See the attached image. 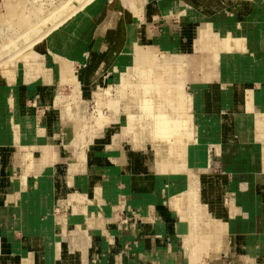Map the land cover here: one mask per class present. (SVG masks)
<instances>
[{
    "label": "crops",
    "instance_id": "0c3cea01",
    "mask_svg": "<svg viewBox=\"0 0 264 264\" xmlns=\"http://www.w3.org/2000/svg\"><path fill=\"white\" fill-rule=\"evenodd\" d=\"M177 1L169 6L155 3L152 11L162 15L174 12ZM225 1L236 2L234 5L239 6L241 18L246 20L250 0ZM260 2L263 4V0ZM125 3L128 10L118 5L120 10L114 13L118 16L119 11H126L118 25L121 30L118 34L124 36L123 45L127 48L123 52H129L131 59L136 60L141 50H149L153 56V69L155 73L159 71L157 79L164 85L178 84L188 93L194 130L197 140L204 144L201 147L208 163L199 165L201 167L194 172L185 168H178L173 173L163 170L161 159L157 158L146 132L129 125V117L139 114L140 99L137 96L121 95L118 100L110 97L112 112L111 116L106 114L107 121L96 126L93 124L95 118L88 129L81 127L74 135L66 127L67 117L60 109L61 119L51 111L48 117L42 116L40 120L35 112L30 114L28 110L27 115L17 117L18 126L14 123L13 110L10 155L5 158L0 152V167L4 168L2 173L9 180L6 189L0 191V264H85L83 258L88 256L89 250L99 257L100 264H264V78L248 87L234 65V53L227 47L228 39L234 37L239 42L238 54L248 51L253 59L263 64L264 32L248 35L256 27L238 22L242 25V33H234L233 27L225 28L219 24L222 17L218 16L219 23L213 17L207 23L192 25L193 53L186 60L176 47L165 51L158 45H144L141 38L147 32L140 24L145 1ZM197 4L195 2V6ZM136 6L141 9L140 16L135 14ZM229 6L232 7L224 6V14L228 17ZM203 7L194 8L208 13ZM186 12L182 10L176 14L181 16ZM237 19L232 17L231 21L237 22ZM257 20L264 27L263 13L257 15ZM214 24L218 28L212 27ZM185 29L175 34L165 31L164 36L168 32L170 39H177L171 41L178 44L187 38L186 34L181 37ZM104 35L100 34L102 46L99 50L94 49V54L110 43L111 38L105 35L106 41ZM163 37L158 36L159 39ZM112 49L117 50V54L122 52L116 47ZM113 55L116 53L110 54ZM121 58L118 55L115 59L119 69ZM100 60L99 68H102ZM236 60L237 63L248 62L243 56ZM25 69L31 78L38 76L30 68ZM86 69L81 71L84 80L88 75ZM59 75L57 64V74L54 72L53 76L57 79L54 83L60 86ZM40 80L44 82L43 78ZM99 80L98 77L94 82ZM189 82L193 87L191 92L186 90ZM15 83L16 79L7 85ZM120 89L121 85L117 91ZM171 90L166 91L167 95L172 93ZM165 98L161 102L168 110ZM119 101L125 109L118 105ZM9 114L11 110L6 119ZM27 116H32L33 124H28ZM78 118L82 120L79 115ZM97 119L98 122L104 120L98 116ZM197 119L204 121L203 130L208 131L202 139H198ZM45 121H49L48 126L40 128L38 124ZM0 122V136L6 135L7 140L5 127L9 125L6 121ZM59 122L64 126L56 133ZM124 130L129 133L128 137L121 134ZM87 133L95 139L88 142ZM138 134H143V138L138 139ZM137 145L142 149H137ZM27 146H31L33 157L29 173L25 168V156L22 158L21 155L27 152ZM95 148L97 157L92 152L87 154V150ZM114 149L121 151L117 158L111 152ZM83 152L84 159H80ZM14 165L21 168V175L28 173L22 190L17 185L21 176L15 180L11 171ZM90 206H101L105 210H92ZM115 213L119 217H113ZM110 216L112 220H108ZM191 216L193 220L188 229L180 226L182 218Z\"/></svg>",
    "mask_w": 264,
    "mask_h": 264
},
{
    "label": "rangeland",
    "instance_id": "374dc122",
    "mask_svg": "<svg viewBox=\"0 0 264 264\" xmlns=\"http://www.w3.org/2000/svg\"><path fill=\"white\" fill-rule=\"evenodd\" d=\"M14 1L15 0H0V111L3 110L2 112H0V120L4 122L6 121L9 125L8 127H5L6 133L8 134L7 140H6V135L0 136V152L3 154V156H5V158H7V156L10 155V151H8V147L12 145L10 142L12 139L10 121L12 119L13 109L10 108L11 106L8 103L9 97H11L12 95L15 96L17 104L19 105V112H20L19 114L27 115V112L29 110L30 114L35 112L34 115L38 116L39 118L38 120H40V117L42 116L43 118L48 117L51 111H55L58 118L61 119L62 115H60V111L62 108H64L65 102L58 103L56 101V96L59 94L62 96H67V95L70 96L71 94L70 97L68 96L69 102L73 105H75L76 102L78 103L77 107H79L80 110L78 112L79 117L88 121V123L90 122L92 123L95 118L97 119L98 115H95V113L99 109L100 99L101 101H104L107 95H108L107 97L109 96L113 97L114 98L113 100L120 99L121 95H123L122 97L125 96L138 97L139 96L138 86L140 84L139 78L136 77V74H139V72L136 73V71L131 67L132 65L131 55L128 54L129 52L127 53L123 52L126 51L127 49L123 45L124 36H119L118 34L119 33L118 30H120V28L118 27L119 21L123 20L122 13L125 11H119L118 16L114 14L117 11V9L120 10L119 7H117L118 5H120V7L124 8L125 10H128V6L126 5L125 1L128 2L129 0H93V1L91 0L92 2L90 1V4H88L87 8L92 6L94 2L95 3L99 2L98 10L94 15V17H91L88 20L89 23L88 27L86 28L85 31H83L80 34L79 39L78 37H76L75 39V41H77L75 45L76 49L74 50L73 54L70 55L69 57V60L73 62L72 66L77 74H80L81 73L80 71L82 70L84 71V69L87 68L85 70V73L86 75L87 74L88 75L86 76L85 80L83 77L81 88L79 89V91L77 90L78 93L73 92V94L71 93L72 90L69 84H64L62 86H59L58 83H54L57 79H55L54 82L52 83L50 82V84L42 82V80L40 79L44 76L43 72H41L42 74L40 73L38 76L31 78V76L28 74V71L25 69L24 63L29 62V60L31 61L32 58H37L36 55L37 53H35L36 47L38 46V43H41L44 41V39H46V43L44 42L45 44L43 45L44 48H42L40 52L41 54L44 53L42 57H44L43 58L44 60L46 59L45 61L47 63H44L41 69H43L44 71L47 65L49 69L51 68L53 70L52 71L53 74L54 72L57 74V63L54 58V55L57 53L63 56V54L58 53L54 50H49L48 45L60 48L59 39L61 34L65 33L63 28L67 24H69L68 22L73 16L67 18L66 20L65 18L68 15L69 10L78 9L77 5H79L80 0H19V1L16 0L17 3L19 2L18 4L20 6H18L16 1L15 2ZM144 1H145L144 4L145 11L143 13V19L141 21L140 26H144V28H146L147 33H145V35H143L142 37L143 44L158 45L161 46V48L164 49L165 51L172 50L171 49L172 47L174 48L176 47L179 53H183L186 56L185 57L186 60L188 55L193 53L191 49L193 38L190 33L192 25L207 23L208 20L213 17H216L215 19L216 22L218 16L219 18L222 17L224 20L221 18L220 23L219 22L217 23L223 25L225 28L234 27L233 28L234 33H239V34L242 33L241 30L242 25L243 26L252 25L254 28L258 27L260 29L259 31L258 28H255L254 32L251 31V33H247L248 35L256 34V31L258 34L264 32V27L263 26L261 27L259 21L257 20V15H262V13L264 14V0H263V4L260 2V0H250V8L246 12L247 15L245 17L246 20L241 18L242 13L240 12L241 10L239 9V6L234 5L236 4V2L228 3L225 0H193L203 5L204 6L203 9L207 10L208 13H204L203 10H199L196 8H190L185 13V15L180 16L177 15L175 11L164 15L160 13L155 14L153 13L154 11H152L153 5L155 3H158L160 6H169L171 5V2H173L174 0H144ZM241 1L248 2L247 0H241ZM11 3L13 5H11ZM225 4L226 5L229 4L232 6L231 8L230 6L227 7V11H226V14L230 15V17L225 16L224 14ZM14 5H16V7L17 6L19 7L18 9H16L15 13L14 11L16 7ZM208 5L209 6L212 5V6L209 7ZM211 7L212 8L215 7L216 9L213 10L211 9ZM11 8L13 11L11 10ZM8 11L10 12L11 16L8 13ZM11 11L13 13H11ZM234 14H236L239 19V20L237 19V22L231 21L232 17L237 18L234 17L236 16ZM250 15L253 16L249 19ZM188 17L189 18L191 17L193 19L192 23H191V18L189 19ZM238 22H240L242 25L239 24ZM188 24L190 25L189 28L186 30L185 28L188 26ZM58 29H60V31H58ZM181 29H185L186 31L185 33L182 31L181 37L184 38V34H186L187 38L180 40L178 44L172 42V41L176 42L177 39L175 37H172L170 39L168 37L169 35L168 32L166 33L167 36H164L165 31H170L171 33L175 34L176 32L180 33ZM101 33L103 35L105 33V35L107 37L109 36L111 40L109 39L110 41H108L106 36L104 35L105 40L110 43H108V45H106L105 48L101 50V52L97 51L98 53L96 52L94 54L93 50L96 48L95 42H100V44L102 45L103 40L100 37ZM157 35L159 36V38L163 36L164 37L163 39H159ZM27 43H29L30 47H28L29 45ZM111 47H113L114 49L115 47L117 49H121L122 52L117 54L118 51L117 50L113 51V49L110 50ZM114 52L116 53V55H113L111 57L110 54H113ZM118 55L122 56L121 58L122 67H120L121 69H119V66L115 65V59L118 58ZM100 59H102V65H101L102 68H99L100 67L99 64L101 63ZM104 61H106V63H104ZM8 65L16 66L19 69L18 73L15 75L16 83L13 84V86L7 85V79H6L7 77L4 74V70L7 69ZM98 68H99V72L97 73ZM98 77L100 80L102 79V81L99 80V82H94L95 79L98 80ZM187 81H188V74H187L186 83ZM125 84H127L128 87H126L127 88L126 91H123L122 88L123 85ZM35 85L38 87H34ZM120 85H121V89L118 92L117 90ZM192 89L193 87L189 82V84L186 85V90L188 92H191L193 91ZM108 90L110 93H108ZM98 92H100L101 94L100 97L97 96ZM73 95L75 97H73ZM112 103L116 104L115 102ZM118 105L121 108H123L124 106L123 102L120 101L118 102ZM108 107L109 105L106 103L101 104L102 111L104 112L105 115L106 114L110 115V112H112V110L110 111ZM59 109L60 111H58ZM8 110H11V114H9L6 119ZM115 110L116 108L113 109V111ZM195 116L197 117L196 113ZM48 123L49 121L41 122L38 124V126L40 128L41 127L44 128L48 126ZM196 123L199 126L198 139H202L208 133V131L203 130L202 126L204 124V121L202 122L197 119ZM58 124L59 125L55 127L56 133H60L64 126L61 122H59ZM90 134L91 133H87L85 135V138L88 140V142L95 139V138L92 139L91 138L92 135ZM121 134H123L124 137L125 135H127V137L129 136V133H127L125 130L124 133L122 131ZM39 142L42 143L41 140H39ZM87 145H85V147ZM96 149L97 148H95V150H87L88 153L86 151L85 152L90 155L92 152L93 155L97 157ZM111 152H113L112 154L115 155L116 158L119 157L121 154V151L117 152L116 149H114ZM24 153L21 154L22 158H24L25 156ZM100 153L99 155L100 157H102V152ZM15 166L16 165H14V170L12 171V174L15 180L16 179L19 180L21 176V168L19 167L18 169V167ZM106 169L107 168L104 167V170ZM3 170L4 168L1 166L0 191L5 190L9 184L8 178L5 177V175H3L2 173ZM34 178L35 177H33L32 179ZM35 179L36 181H38L37 178ZM204 179L205 177L203 178V180ZM206 180H208V177L206 178ZM95 208L99 209L101 212L105 210V209L102 210L101 206L98 207L90 206V209L92 210H95ZM114 216L119 217V214L115 213L113 217ZM113 217L112 216L108 217V220L109 219L112 220ZM125 221H127V219H125ZM107 235L111 236L110 233H107ZM83 262L85 264H100V259L97 255H95V252L89 250L88 256L83 258Z\"/></svg>",
    "mask_w": 264,
    "mask_h": 264
},
{
    "label": "bare ground",
    "instance_id": "6f19581e",
    "mask_svg": "<svg viewBox=\"0 0 264 264\" xmlns=\"http://www.w3.org/2000/svg\"><path fill=\"white\" fill-rule=\"evenodd\" d=\"M90 1L91 0H80L79 5H77L78 6L77 10L76 9L69 10L68 15L66 16L65 20L67 18L72 17V16L73 17L69 20V22H68L69 24H67L63 28L65 33H62L60 36V39H59L60 48L48 45L49 50H54L58 53L63 54V56H61L57 53L54 55V58L56 60V63L59 65V70H60L59 84H60V86H62L64 84H69L71 86V90H72L71 93L72 94H73V92L74 93L77 92V90L79 91V89L81 88L84 73H82L80 71L81 73L77 74L74 71V68L72 66L73 62L71 60H69V57H70V55L73 54L74 50L76 49V46H75L76 42H77V41H75L76 37H78V39H79L80 34L83 31H85L86 28L88 27V24H89L88 20L91 17H94V15L96 14V12L98 10L99 2H96V3L94 2V4H92V6L87 8L88 4H90ZM16 3H17V1H16ZM11 5H13V4L11 3ZM16 5H14V6L16 7ZM14 6H13V9H14ZM18 6H20V5L18 4ZM18 6L15 8L14 13L16 12V9L19 8ZM70 6H71V4H70ZM10 7H12V6H10ZM194 7L199 8V7H201V4L198 3L197 6H195V2L193 0H178L177 2L174 3L173 10L175 12L185 10V12H186L190 8H194ZM11 10H12V8H11ZM12 11H11V13H13ZM8 13L10 14L9 11H8ZM76 14H78V15H76ZM135 14L138 16L141 15V9L138 6H136V8H135ZM10 16H11V14H10ZM122 26H123V24H122ZM212 27L218 28L217 24L212 25ZM60 29H58V31H60ZM236 36H237V34H236ZM195 39H197V38H195ZM197 40H199V38ZM210 40H213V39H210ZM44 42L46 43V39H44L43 42L38 43V46L36 47L35 53H37L36 54L37 58H32L31 61L29 60V62H26L24 64H25L26 68H30L31 70L34 71V73H36L38 75L41 72H43L44 76L42 78H43L44 82L47 84H50V82L51 83L54 82V76L52 74V69L51 68L49 69L47 67V65H46L44 71H43V69H41V67H43L44 63H47V62H43V61H45L43 59L44 57H42L44 55V53L41 54V52H40L41 49L44 48L43 47V45L45 44ZM127 42H128V40H127ZM220 42H221V40H220ZM27 44L29 45V43H27ZM238 44H239L238 40H236L234 37H230L228 39L227 47H229L230 50L234 53L232 59H235L234 65H236L237 66L236 68L239 69L238 72L242 78L241 80H243L248 87H251V85L254 82L260 81L261 79L264 78V71L260 72L261 70H264V63L262 64V63L258 62V60L253 59L252 53H250L248 51H246L243 54H241V53L238 54L237 53V51H238L237 48H239ZM95 45H96L95 49L101 48V46H102L100 44V42H95ZM241 46H242V44L240 45V47ZM28 47H30V45ZM200 48H202V47H200ZM215 49H217V48H215ZM141 51L142 52L137 55L138 60L132 59L133 69L136 71V73L139 72V74H136V77H138L140 80L139 81L140 84L138 86V88H139V96L138 97H139L140 101H139V104L137 103L139 105L138 106L139 114L132 115L129 117V119H128L129 125L132 128L138 126V127H140V130H143L144 132H146V135L153 142L154 151L157 155V158L161 159L163 170H165L169 173H173V172H176L178 168H185V169H190V170L192 169L194 172V170L199 169L201 167V166L198 167L199 165H203V164L208 163V161H207L208 157H206L205 154L203 153L201 146H203L204 144L197 140L196 132L194 130V125H193L194 124V122H193L194 117L192 114L191 99L188 97V93L186 91H184L182 89V87L178 86V84L164 85V83L162 81H159L157 79V75H158L159 71H157L158 73H155L156 71L153 69V56L151 55V52H149V50L145 51L144 49ZM203 51H204V49H203ZM27 53H25V54H27ZM153 53H154V50H153ZM235 53H237V54H235ZM241 56L247 57L248 62H246L245 64L241 63V62L237 63L236 59L241 57ZM2 68H3V66H2ZM17 73H18V68L16 66H12V65L9 66L8 65L7 69L4 70V74L7 77L6 78L7 83H9V84L14 83L15 79H16L15 75ZM183 77H184V75H183ZM234 85H235V83H234ZM126 87H128L127 84L123 85V88H122L123 91H126V89H127ZM248 87H247V89H248ZM168 89H170V90L173 89V90H171L172 91L171 94L167 95L166 91ZM251 89H253V88H251ZM236 92H238V91H236ZM108 93H110L109 90H108ZM100 95H101L100 92H98L97 96L100 97ZM68 96L69 95L62 96L59 94L56 96V101L58 103L65 102V106L61 110L67 117L66 127L68 129H70L71 133L74 135L78 132V130L81 127L88 129L91 125H90V123H88V121H86L84 119L79 120V118H78L79 107H77L78 103L76 102L75 105L71 104L69 102V97L71 96V94L69 97ZM107 96H106V99L104 101H101V99L99 101L100 106H99V109L97 110V112L95 113V115L97 114L99 118H101V119L104 118V120H100V122H98V119H96L95 122H93V124H95L96 126H98V124H104L107 121L106 119H108V116L103 117L105 114L101 108V104L106 103L109 105L110 96L109 97H107ZM73 97H75V96L73 95ZM78 97H79V95H78ZM162 98L163 99L165 98V100L168 102V106L170 109L167 110V105L165 106L164 104H162V102H161ZM214 99H215V97H214ZM229 102H231V101H229ZM10 103H11V106H12L14 112H15L14 123L16 126H18L19 121H18L17 117L20 115L19 114L20 112H19V105L17 104L16 98L14 95L11 96ZM234 103H235V101H234ZM108 108L111 110L110 105ZM207 108H210V107H207ZM241 108H243V107H241ZM31 117L32 116L26 117L28 124H31V123L33 124V119ZM256 127H258V126H256ZM141 135L138 134L136 137H138V139H139V137L143 138V134H141ZM110 137H111V135H110ZM102 140H103V138H102ZM18 142H19V139H18ZM137 149H142V146L137 145ZM30 150H31V146H27V152H25V159L27 161L25 168H26L28 173L31 172V168L33 167V157H32ZM138 153H139V151H138ZM83 156H84V152L79 155V158L82 159ZM75 164H77V163H75ZM13 170H14V168H11V171H13ZM189 172H191V171H189ZM28 173L21 175V179L17 183V185H19L21 187V190L25 187L26 178H27ZM192 220H193L192 216L191 217H184V218H182V220L180 222V226L184 225L188 229L192 223ZM205 222L207 223V221H205Z\"/></svg>",
    "mask_w": 264,
    "mask_h": 264
}]
</instances>
